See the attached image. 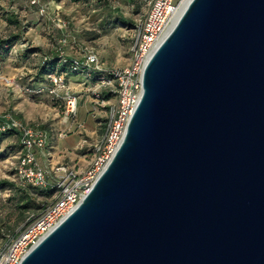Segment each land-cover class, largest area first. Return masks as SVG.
Returning a JSON list of instances; mask_svg holds the SVG:
<instances>
[{"label":"water","instance_id":"water-1","mask_svg":"<svg viewBox=\"0 0 264 264\" xmlns=\"http://www.w3.org/2000/svg\"><path fill=\"white\" fill-rule=\"evenodd\" d=\"M20 264H264V0H190L126 134Z\"/></svg>","mask_w":264,"mask_h":264},{"label":"rangeland","instance_id":"rangeland-1","mask_svg":"<svg viewBox=\"0 0 264 264\" xmlns=\"http://www.w3.org/2000/svg\"><path fill=\"white\" fill-rule=\"evenodd\" d=\"M148 8L147 0H0V45L7 36L19 38L0 55V117L11 116L48 133V155L40 157L42 163L85 171L95 156V143L105 132L107 117L101 97L107 90L86 72L67 75V88L60 92L77 96L74 117L66 115L65 100L53 99L47 92H28L25 88L36 80L48 84L47 76L39 73L42 57L55 51L63 34L69 33L63 47L67 56L83 58L87 52H94L105 70L124 67L131 59L134 24L145 17ZM10 14L17 23L8 21ZM119 14L126 18L122 24L117 23ZM25 49L27 55H22ZM67 137L83 143L63 155L60 150ZM15 142L12 136L0 139V180L14 183V187L0 184V242L4 241L2 233H15L33 212L42 211V204L48 206L56 196L48 188H37L33 197L40 207L23 216L18 207Z\"/></svg>","mask_w":264,"mask_h":264},{"label":"built area","instance_id":"built-area-1","mask_svg":"<svg viewBox=\"0 0 264 264\" xmlns=\"http://www.w3.org/2000/svg\"><path fill=\"white\" fill-rule=\"evenodd\" d=\"M147 2L149 8L145 17L134 27L135 36L128 65L105 70L94 52H87L83 58H74L71 62L74 70L85 68L99 72L100 87H105L113 94V102L110 103L111 98H104L100 92L102 102L107 106L105 132L95 143V156L85 171L79 172L66 165L53 167L42 163L40 157L48 155V133L11 116L6 119L0 117V132L15 131L19 136L21 150L15 168L17 178L39 188L54 186L57 189L54 200L43 212L30 219L14 234H7L4 241L0 242V264H20L29 250L70 214L89 193L122 143L130 118L142 95L144 68L152 53L174 26L181 0ZM60 42L65 44L66 39L63 38ZM60 53L63 54L64 51L61 50ZM2 77L0 71V78ZM48 78L49 84L25 89L34 93L47 92L53 99L65 100L66 115L74 117L77 96L60 94L67 88L66 77L51 72Z\"/></svg>","mask_w":264,"mask_h":264},{"label":"trees","instance_id":"trees-1","mask_svg":"<svg viewBox=\"0 0 264 264\" xmlns=\"http://www.w3.org/2000/svg\"><path fill=\"white\" fill-rule=\"evenodd\" d=\"M12 14H10V16H7L8 21H10L11 23H17L15 21L14 18H12ZM126 21V18L122 15L119 14V16L117 17V23H124ZM135 26V24H134ZM65 38L66 42L69 40L70 38V34L69 33H64L63 37L61 39ZM18 35H11V36H7L6 38H4L2 40V44L0 45V55L4 54V52H8V48L13 46L14 43L18 40ZM60 39V40H61ZM59 40V44L57 46V48L55 49V51H53L50 55H45L42 57L41 61H40V74L42 76L46 75L47 79H48V84H49V78H48V74L51 72H57L59 74H63L66 77V80L68 81V76L69 74L71 75H80V73H90V76L94 77V78H98V75L100 74L97 71L91 70L88 71L85 68H80L78 70H74L72 67V60L74 59V57H69L65 54V52L63 54L60 53L61 50L64 51V46H66V42L65 44H62ZM27 50L25 49L22 55H27ZM41 77V76H40ZM39 80H36V82L34 84L29 85V87L31 88H38L42 85H44L43 83H39ZM39 83V84H38ZM102 95L104 98L109 99L112 97V93L108 92V91H104L102 92ZM3 136H12L15 138V148L17 150V154H19L20 150H21V146L19 145V136L15 131H6V132H0V139H2ZM18 162V161H17ZM15 173H16V169H15ZM0 184L3 185H10L14 187V183L13 182H9L8 180H0ZM19 203H18V207L21 209L23 216H25L26 211L29 210H37V208H39L40 206L38 204H36L34 201V197H33V191H36L37 188L36 186H33L31 184L28 183H24L22 181L19 180ZM49 192H57V189L54 186H49L47 187ZM52 203V202H51ZM48 206L45 205V203L42 204V211L40 212H33V215L28 217V219L26 220L25 223H27L30 219H32L33 217L39 215L41 212H43ZM2 230V229H1ZM3 231V230H2ZM7 234H12L9 232H4L2 233L3 237L5 238ZM14 234V233H13Z\"/></svg>","mask_w":264,"mask_h":264},{"label":"crops","instance_id":"crops-1","mask_svg":"<svg viewBox=\"0 0 264 264\" xmlns=\"http://www.w3.org/2000/svg\"><path fill=\"white\" fill-rule=\"evenodd\" d=\"M70 137V136H69ZM67 137L65 138V140H63L62 146H61V153L63 155H68L70 153V150H72L73 148H77L79 147V145L83 143L82 140H79L77 138H74L72 141L71 139Z\"/></svg>","mask_w":264,"mask_h":264},{"label":"bare ground","instance_id":"bare-ground-1","mask_svg":"<svg viewBox=\"0 0 264 264\" xmlns=\"http://www.w3.org/2000/svg\"><path fill=\"white\" fill-rule=\"evenodd\" d=\"M189 1L190 0H181L180 5H179V9H178V13H177V16H176V19H175V22L177 21V19L179 18V16L183 12V10L185 9V7L187 6Z\"/></svg>","mask_w":264,"mask_h":264}]
</instances>
